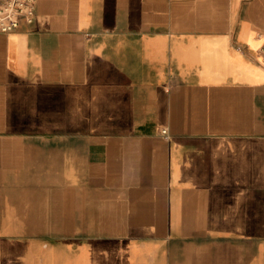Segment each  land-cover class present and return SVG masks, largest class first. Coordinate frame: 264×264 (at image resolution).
I'll return each mask as SVG.
<instances>
[{
	"label": "crops",
	"instance_id": "crops-1",
	"mask_svg": "<svg viewBox=\"0 0 264 264\" xmlns=\"http://www.w3.org/2000/svg\"><path fill=\"white\" fill-rule=\"evenodd\" d=\"M263 40L264 0H36L0 34V264H264Z\"/></svg>",
	"mask_w": 264,
	"mask_h": 264
},
{
	"label": "built area",
	"instance_id": "built-area-1",
	"mask_svg": "<svg viewBox=\"0 0 264 264\" xmlns=\"http://www.w3.org/2000/svg\"><path fill=\"white\" fill-rule=\"evenodd\" d=\"M36 13V0H0V34H10L18 30L20 24H31ZM260 54V66L264 68V40ZM162 135L167 139V130H162Z\"/></svg>",
	"mask_w": 264,
	"mask_h": 264
}]
</instances>
